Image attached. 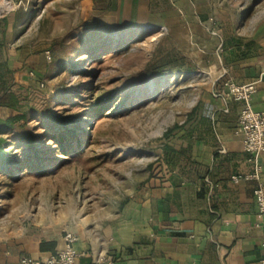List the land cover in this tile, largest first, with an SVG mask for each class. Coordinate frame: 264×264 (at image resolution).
<instances>
[{
  "label": "rangeland",
  "instance_id": "1",
  "mask_svg": "<svg viewBox=\"0 0 264 264\" xmlns=\"http://www.w3.org/2000/svg\"><path fill=\"white\" fill-rule=\"evenodd\" d=\"M200 1L199 9L213 19L210 36L232 33L247 40L264 23V0ZM115 14L111 0H0V20H6L0 58L7 56L11 69L30 65L50 114L77 130L58 146L53 137L59 131L46 110L30 111L26 122L7 127L3 136L20 144L11 152L21 163L13 173H0V214L5 205L20 202L39 208L52 203L56 211L64 203L92 205L84 209L92 217L110 213L116 181L119 191L125 190L130 184L124 176L137 180L144 170L158 168L163 135L184 122L207 88L206 39L189 34L174 17L130 32L113 24ZM111 36L118 41H105ZM94 42L98 50L91 48ZM158 43L179 53L190 72L172 74L161 85L147 77ZM70 65L76 68L68 71ZM135 85L146 91H132ZM11 90L23 102L24 92ZM11 110L13 117L19 115ZM84 211L73 209L76 217Z\"/></svg>",
  "mask_w": 264,
  "mask_h": 264
},
{
  "label": "crops",
  "instance_id": "2",
  "mask_svg": "<svg viewBox=\"0 0 264 264\" xmlns=\"http://www.w3.org/2000/svg\"><path fill=\"white\" fill-rule=\"evenodd\" d=\"M200 2L111 0L115 26L134 32L135 27L148 29L155 21L174 17L189 34L207 41L209 82L190 112L191 121L185 123V117L174 141L175 169L162 162L160 150L157 169L144 170L137 180L124 176L130 184L125 190L119 191L116 181L110 213L102 217L86 212L96 207L92 205L64 203L60 211L52 203L41 208L26 202L5 205L0 214V264L45 261L61 250L64 233L76 238L77 264H257L264 259V214L253 195L258 184L264 195V152L255 159L244 152L236 134L241 103L227 95L228 83H249L264 73V23L253 38L243 39L253 42L250 54L237 57L221 49L225 36L234 34L210 36L213 19L199 9ZM5 35L6 30L0 40ZM0 62L13 74L9 93L11 88L24 92L41 84L30 75V65L11 69L4 55ZM252 107L264 112L263 79ZM9 112L0 108V120L13 118ZM255 165L257 182L232 181L253 174ZM74 208L86 210L76 217ZM100 209L108 210L103 205Z\"/></svg>",
  "mask_w": 264,
  "mask_h": 264
},
{
  "label": "trees",
  "instance_id": "3",
  "mask_svg": "<svg viewBox=\"0 0 264 264\" xmlns=\"http://www.w3.org/2000/svg\"><path fill=\"white\" fill-rule=\"evenodd\" d=\"M26 15V14H24ZM27 15H31L27 13ZM6 20H0V37L4 35V29L2 28L3 24H5ZM25 21L20 29L24 28L26 25ZM127 33V35H129ZM126 35V36H127ZM125 36V37H126ZM225 40L222 43L221 49L222 50H232L236 53L237 57L239 55L241 57H247L250 54V50L252 49L253 42H245L243 39L235 37L234 35H226ZM124 39V38H123ZM105 41L116 42L118 39L114 37H107ZM92 49L98 50V42H94L91 45ZM96 50L94 51V53ZM93 53V54H94ZM76 67L70 65L66 69L68 71H73ZM191 68H187V65L184 63V59L182 56L177 53L174 49L169 48L168 46H164L161 43H158L156 46L151 59L145 69V74L147 77H153L155 81L161 85L162 83H166L168 81L167 77L175 74L180 73L181 75L183 72L189 71ZM83 76L87 75L90 76L89 72H83ZM12 72L8 69L5 63L0 62V106L7 107L11 109H15L19 112L18 116H15L11 119L6 121L0 120V173H13L16 171L18 166H20V161L17 160L14 153H12V149L15 145H20L9 137H4L3 134L5 133L7 127H12L14 125H20L21 122L27 121V113L28 112H39L41 110L47 111V116H52L56 127L59 132L55 133L53 139L56 141L58 146H62L63 140L65 137H73L75 135V131L77 130H68L69 126L63 120H59L57 117H54L50 114L48 109L49 100L46 97V93L39 88L27 87L24 91L23 95V102H18L15 96L9 93V88L11 86L12 81ZM164 79L161 81V79ZM133 86L130 89L132 91H136L138 94L145 92V86H140L141 88H134ZM10 99L8 102L3 101V98ZM134 104L133 100L129 103V107ZM192 113L187 116L185 123H189L191 121ZM22 127V126H19ZM183 124L174 126L170 130H168L162 137V162L166 165L168 169H175L176 166V156L178 155V151L175 148V139L176 136L182 131ZM66 131V135L64 136V132ZM7 132V131H6ZM78 141V140H77ZM32 144H30V148H32ZM35 159H38L39 156L34 154L32 156Z\"/></svg>",
  "mask_w": 264,
  "mask_h": 264
},
{
  "label": "built area",
  "instance_id": "4",
  "mask_svg": "<svg viewBox=\"0 0 264 264\" xmlns=\"http://www.w3.org/2000/svg\"><path fill=\"white\" fill-rule=\"evenodd\" d=\"M33 75V73H30ZM264 80V73L255 81L245 84H227V95L233 101L241 103V109L237 121L236 134L242 139V147L245 153L251 155L254 159L264 152V112L256 111L252 107V98L257 93L258 84ZM43 85H39L42 89ZM255 181L259 180V167L255 165L254 173L241 177H232V181ZM255 202L260 214H264V195L261 185L258 184L253 192ZM76 238L71 233H64L62 237V248L54 256H51L45 261L34 262L22 259L20 264H77V254L74 252L73 246ZM261 247L264 250V235L261 242ZM257 264H264V259Z\"/></svg>",
  "mask_w": 264,
  "mask_h": 264
}]
</instances>
